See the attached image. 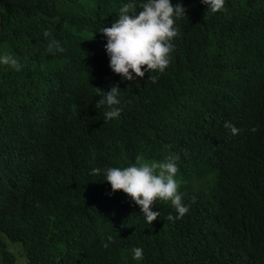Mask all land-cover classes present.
I'll use <instances>...</instances> for the list:
<instances>
[{
    "label": "trees",
    "instance_id": "obj_1",
    "mask_svg": "<svg viewBox=\"0 0 264 264\" xmlns=\"http://www.w3.org/2000/svg\"><path fill=\"white\" fill-rule=\"evenodd\" d=\"M144 2L0 0V56L23 65L0 64V264L16 258L6 240L20 264H264V0H225L216 13L171 0L185 16L168 67L126 81L97 30ZM50 39L65 51L49 53ZM113 85L122 112L105 122L96 104ZM171 154L189 208L180 219L158 199L148 224L91 174Z\"/></svg>",
    "mask_w": 264,
    "mask_h": 264
},
{
    "label": "clouds",
    "instance_id": "obj_2",
    "mask_svg": "<svg viewBox=\"0 0 264 264\" xmlns=\"http://www.w3.org/2000/svg\"><path fill=\"white\" fill-rule=\"evenodd\" d=\"M208 5L212 13L224 9L225 0H201ZM134 3H126L119 9L118 19L110 27H102L97 31L107 38L106 52L110 58L109 67L120 75L123 80L134 81L136 77L143 78L145 73H163L170 63V53L174 51L173 39L178 35L174 27L175 18L185 16V8L181 4L173 5L171 0H146L140 5L141 10L135 11ZM46 38L51 37L50 31H45ZM47 51L64 52L55 39H50ZM0 64L9 65L14 70L20 71L23 65L10 54L0 56ZM134 74V75H133ZM156 83L157 76L148 77ZM100 90V89H99ZM102 92V91H101ZM96 108L106 105L103 115L105 122L119 118L122 108L119 85H113L108 92H102ZM224 127L231 130L233 135L239 134V129L231 122L225 121ZM253 128L251 131L255 132ZM178 154L164 157L162 161L146 162L142 155H137L134 164L127 167H109L106 169L93 168L92 173L99 175L102 171L105 180L111 185L112 192L122 191L127 194L138 206L148 224L157 220L160 213L153 210L156 200L170 201L177 215L169 214L168 220L180 219L188 211V206L182 202V195L178 192L179 184L176 180ZM195 202V197L192 198ZM108 243L113 242V237H107ZM133 259L141 260L143 250L135 247L131 250Z\"/></svg>",
    "mask_w": 264,
    "mask_h": 264
},
{
    "label": "rangeland",
    "instance_id": "obj_3",
    "mask_svg": "<svg viewBox=\"0 0 264 264\" xmlns=\"http://www.w3.org/2000/svg\"><path fill=\"white\" fill-rule=\"evenodd\" d=\"M145 161L146 162H153L154 160L153 159H151V158H145ZM176 178V180H177V182H179L180 180V178L178 177V176H176L175 177ZM6 243H7V248L8 249H10V247L12 246V245H14V248L16 249V250H13L12 249V251H13V253L15 254V253H17L16 254V258H15V261L12 263V264H20V263H22L23 261H24V257L23 256H21V255H19V249H20V244L19 243H11V242H9V240H6ZM19 245V246H18ZM18 251V252H17Z\"/></svg>",
    "mask_w": 264,
    "mask_h": 264
}]
</instances>
